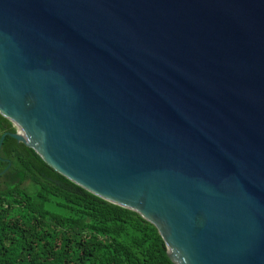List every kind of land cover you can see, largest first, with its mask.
<instances>
[{"label": "water", "instance_id": "obj_1", "mask_svg": "<svg viewBox=\"0 0 264 264\" xmlns=\"http://www.w3.org/2000/svg\"><path fill=\"white\" fill-rule=\"evenodd\" d=\"M0 114L174 264H264V0H0Z\"/></svg>", "mask_w": 264, "mask_h": 264}, {"label": "trees", "instance_id": "obj_2", "mask_svg": "<svg viewBox=\"0 0 264 264\" xmlns=\"http://www.w3.org/2000/svg\"><path fill=\"white\" fill-rule=\"evenodd\" d=\"M7 132L16 129L0 114V138ZM0 264L174 263L153 224L76 186L7 136L0 155Z\"/></svg>", "mask_w": 264, "mask_h": 264}, {"label": "built area", "instance_id": "obj_3", "mask_svg": "<svg viewBox=\"0 0 264 264\" xmlns=\"http://www.w3.org/2000/svg\"><path fill=\"white\" fill-rule=\"evenodd\" d=\"M16 129V132H20L19 128L17 126H14Z\"/></svg>", "mask_w": 264, "mask_h": 264}]
</instances>
